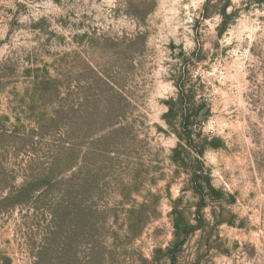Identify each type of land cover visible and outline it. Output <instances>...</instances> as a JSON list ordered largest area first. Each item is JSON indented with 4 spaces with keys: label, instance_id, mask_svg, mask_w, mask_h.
<instances>
[{
    "label": "rangeland",
    "instance_id": "374dc122",
    "mask_svg": "<svg viewBox=\"0 0 264 264\" xmlns=\"http://www.w3.org/2000/svg\"><path fill=\"white\" fill-rule=\"evenodd\" d=\"M0 264H264V0H0Z\"/></svg>",
    "mask_w": 264,
    "mask_h": 264
},
{
    "label": "trees",
    "instance_id": "16d2710c",
    "mask_svg": "<svg viewBox=\"0 0 264 264\" xmlns=\"http://www.w3.org/2000/svg\"><path fill=\"white\" fill-rule=\"evenodd\" d=\"M180 113H181V110H178V111H177V115L180 114ZM181 115H182V113H181ZM181 119H183V118L181 117ZM187 128H188V124L186 123L185 119H183V120H182V125H181V131H182V134H183L184 136H187V137H186L187 139H190V137H189V132L187 131ZM188 141H189V140H188Z\"/></svg>",
    "mask_w": 264,
    "mask_h": 264
}]
</instances>
